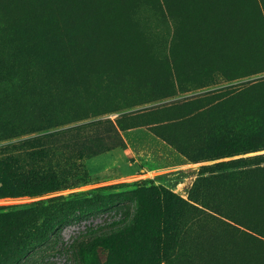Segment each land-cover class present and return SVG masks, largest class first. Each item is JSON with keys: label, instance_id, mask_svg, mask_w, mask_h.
<instances>
[{"label": "rangeland", "instance_id": "rangeland-1", "mask_svg": "<svg viewBox=\"0 0 264 264\" xmlns=\"http://www.w3.org/2000/svg\"><path fill=\"white\" fill-rule=\"evenodd\" d=\"M158 2L0 0V181H60L0 192V264H264V141L210 158L203 97L264 81V1L212 8L240 20L222 46L200 1L175 26ZM260 89L234 104L264 123Z\"/></svg>", "mask_w": 264, "mask_h": 264}, {"label": "trees", "instance_id": "trees-1", "mask_svg": "<svg viewBox=\"0 0 264 264\" xmlns=\"http://www.w3.org/2000/svg\"><path fill=\"white\" fill-rule=\"evenodd\" d=\"M181 0H159L158 8L160 15L172 26L177 25L175 21L176 12L178 8H181ZM200 6L203 8V14L209 13L210 17H216L217 21L209 24L208 28L214 35L217 42L221 43V37L227 38L228 36L235 37L239 33L240 20L236 14V10L231 8L224 10L222 13L213 14L212 8L221 3H227L229 6L235 8L239 7L238 0H198ZM257 1V0H254ZM264 1V0H263ZM187 12V10H186ZM237 18V19H236ZM184 19V18H183ZM183 24V20L181 21ZM184 25V24H183ZM180 25L173 31V33H180ZM246 35V34H245ZM56 79L57 75L54 76ZM53 80V78H50ZM231 87H226L221 91H214L212 94L203 95L204 98L213 99L210 103L211 106L225 107V112L217 120L216 124L211 125L209 133L205 136L204 140L206 144L212 146L210 150L206 152L210 158H223L230 159L233 157H239L246 150L259 151L261 145H255L258 141H264V123L260 122L256 118L250 119L247 115L248 110H245L247 105L234 104L238 95L241 96L244 91L251 90L252 88L264 89V81L256 82L250 86L237 90L239 88H231L236 91H228ZM202 97V98H203ZM260 101L257 102V107H263L264 97L260 95ZM252 108V107H250ZM245 117V118H244ZM264 143V142H263ZM259 155V156H258ZM253 159L264 158V154H258ZM235 163H242L246 160L244 158H238L235 160H227L222 164L225 166L233 165ZM11 183L5 180L0 181V192L10 196H40L48 193H52L59 190L60 181L55 175H47L43 172H28L24 176H17L12 179ZM175 197V196H174ZM177 198V197H176ZM178 201L184 203V201L178 199ZM40 232V243L44 242L48 238L46 233V227H43ZM38 236V235H37ZM93 256L85 254V264L92 263Z\"/></svg>", "mask_w": 264, "mask_h": 264}]
</instances>
